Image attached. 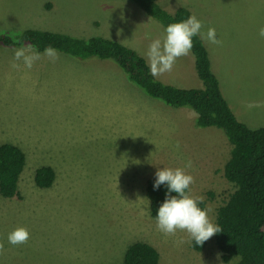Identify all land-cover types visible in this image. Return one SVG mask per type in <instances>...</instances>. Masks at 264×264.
I'll return each mask as SVG.
<instances>
[{
    "label": "rangeland",
    "instance_id": "374dc122",
    "mask_svg": "<svg viewBox=\"0 0 264 264\" xmlns=\"http://www.w3.org/2000/svg\"><path fill=\"white\" fill-rule=\"evenodd\" d=\"M159 1L169 12L188 8L204 33L215 28L221 44L202 40L223 95L240 121L264 126V38L258 35L264 0ZM155 23L131 0H0V31L114 37L123 30L124 41L139 52L161 32ZM18 48L0 46V145L15 144L26 155L19 196L0 194V264H124V251L135 241L155 246L159 264L236 263L222 260L215 235L198 250L184 232L158 231L145 196L158 169L184 168L195 180L189 194L203 198L215 224L234 190L223 171L233 144L220 128L197 126L192 109L165 104L131 82L138 101L117 98L125 73L112 60L57 52L52 62L39 52L28 69L14 61ZM188 57L157 78L172 85L186 73L192 79L180 87H202ZM43 165L55 170L48 188L34 182ZM17 226L26 227L30 239L13 246L7 236Z\"/></svg>",
    "mask_w": 264,
    "mask_h": 264
},
{
    "label": "trees",
    "instance_id": "16d2710c",
    "mask_svg": "<svg viewBox=\"0 0 264 264\" xmlns=\"http://www.w3.org/2000/svg\"><path fill=\"white\" fill-rule=\"evenodd\" d=\"M165 28L169 23L186 20L188 8L180 6L167 11L158 0H131ZM31 46L44 52L48 46L57 52L85 60L109 59L125 73L127 79L150 97L175 107L192 109L194 122L199 127L220 128L233 144L231 156L224 166V176L233 183L234 190L216 215L221 232L215 234V243L224 262L235 264H264V126L251 128L240 121L221 91L220 82L212 70L209 52L198 35L193 37L192 54L195 70L203 86L185 88L164 83L151 75L146 58L134 48L109 37H77L47 29L27 28L20 31L1 30L0 46ZM26 165L25 152L15 144L0 145V194L19 196L18 184ZM55 170L50 165L38 167L34 182L40 188L51 187ZM156 177L146 182L149 215L156 213L164 202L167 185L154 188ZM170 195H176L171 193ZM199 206L205 207V201ZM203 245L193 246L201 250ZM160 254L146 241H135L124 251V264H159Z\"/></svg>",
    "mask_w": 264,
    "mask_h": 264
},
{
    "label": "clouds",
    "instance_id": "9594fccd",
    "mask_svg": "<svg viewBox=\"0 0 264 264\" xmlns=\"http://www.w3.org/2000/svg\"><path fill=\"white\" fill-rule=\"evenodd\" d=\"M202 28V21L195 15H191L186 20L169 23L163 37L152 40L145 53L151 75L159 77L171 72L178 58L191 53L195 36L199 35L211 44L222 43L217 39L215 28L209 27L206 33L201 31ZM258 35L264 38V26L259 28ZM44 55L52 62L59 59V54L51 46L45 48ZM40 59L41 54L34 51L31 46L25 45L14 52V61L22 60L28 69ZM12 67L19 68L20 65L14 62ZM175 147L179 149V141ZM185 167L191 168L192 162L189 160ZM155 175L154 188H159L161 184L167 185L166 198L156 213L158 231L165 236H174L177 231L184 232L188 236V242L195 241L196 245H203L213 235L222 231L209 218L208 210L199 206L203 198L189 194L190 186L195 180L184 168L164 167L158 169ZM171 193L176 195H170ZM29 239L30 233L24 226H17L7 236L8 242L13 246L26 244ZM184 242V240L180 241V243ZM3 251L4 245L0 243V254H3Z\"/></svg>",
    "mask_w": 264,
    "mask_h": 264
},
{
    "label": "crops",
    "instance_id": "0c3cea01",
    "mask_svg": "<svg viewBox=\"0 0 264 264\" xmlns=\"http://www.w3.org/2000/svg\"><path fill=\"white\" fill-rule=\"evenodd\" d=\"M159 1V0H158ZM160 2V1H159ZM168 9V8H167ZM168 10H170V9H168ZM172 12V11H171ZM150 17V16H149ZM150 18H152V17H150ZM153 19V18H152ZM154 21H155V19H154ZM157 21V20H156ZM158 22V21H157ZM159 24H157V23H155V24H157V25H154V27L155 28H157V27H161L162 28V30H161V32H158V31H156V36L154 37V39H156V38H162L163 37V35H164V32H165V28L163 29V25L160 23V22H158ZM155 33V30H153V34ZM125 34V32L123 31V30H121V32L119 33V35H115L114 37H111V36H109V35H105V37H109V38H112V39H116V40H118V41H120V42H122V43H125L126 45H128V43H126L125 41H124V39H123V36L122 35H124ZM122 36V37H121ZM128 46H130V45H128ZM134 46V45H133ZM131 47V46H130ZM132 48H134V47H132ZM136 48V47H135ZM134 48V49H135ZM135 50H137V49H135ZM139 52V51H138ZM140 54H142V55H144L145 53H146V51L143 49V51H142V49H141V51L139 52ZM187 56H189L188 58L190 59V61H189V63H190V65H191V68L193 69L194 68V63H195V58H194V55L192 54V52L189 54V55H187ZM144 57L146 58V56L144 55ZM191 57H192V62H191ZM90 59V58H89ZM81 60V59H80ZM86 60V59H85ZM85 60H83V61H85ZM47 62H50V60H47ZM81 64H84V62H81ZM110 66H112V67H117V66H114V64H112V65H110ZM168 75V74H167ZM166 75V76H167ZM166 78V77H165ZM192 78L191 77H189L186 73L184 74V76H183V79H181V80H179V81H173L172 82V85H175V86H184V84L185 83H187V82H189V80H191ZM122 80V84H121V86L119 87L120 88V90H124V91H117V98H121V99H124V100H131V102H133V100H135V101H138V100H136V99H133V96H134V94H133V92H136V90H137V88H134L133 86H131V84H130V81L127 79V77L126 76H124V78L123 79H121ZM164 80V79H163ZM166 82V81H165ZM132 91H131V90ZM136 89V90H135ZM129 92H131V93H129ZM127 97V98H126ZM147 124V123H146Z\"/></svg>",
    "mask_w": 264,
    "mask_h": 264
}]
</instances>
